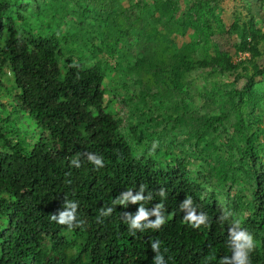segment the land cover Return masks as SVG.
<instances>
[{
    "label": "trees",
    "instance_id": "1",
    "mask_svg": "<svg viewBox=\"0 0 264 264\" xmlns=\"http://www.w3.org/2000/svg\"><path fill=\"white\" fill-rule=\"evenodd\" d=\"M214 1L197 0L189 9L187 25L201 35L199 41L214 33L209 17H215ZM27 3L0 0V264H157V257L160 264H238V245L245 241L235 235L241 232L252 241L243 249L248 264H264V168L254 136L243 140L240 159V172L253 186L244 219L234 211L238 203L224 208L217 193L192 176L186 144L178 155L162 153L186 128V142L194 140L190 149L197 158L211 160L214 149L205 132L223 125L234 111L236 132L244 134L241 105L256 78L264 76V64L254 62L244 87L229 91L228 110L201 113L189 109L185 77L197 64L235 72L238 66L228 55L217 50L195 60L173 51L168 62L152 51L169 36L136 27L132 13L115 0H51L57 23L47 32L37 30ZM62 9L73 14L74 33L61 31L56 16ZM80 32L86 37L78 52L81 56L87 44L89 65L71 60ZM256 33L259 42L264 34ZM126 42L138 50L132 69L142 85L131 100L146 108L141 112L137 103L130 117L163 126L145 133L146 148L139 155L121 133L122 119L105 104L104 57ZM149 96L160 101L156 105ZM164 107L166 113L159 112ZM161 155L171 156L165 165ZM236 171L211 164L208 176L215 184L221 178L234 183ZM141 210L147 215L134 227ZM62 212H73L72 227L51 219ZM193 214L205 216L204 224L195 227L185 220ZM158 218L165 223L153 228Z\"/></svg>",
    "mask_w": 264,
    "mask_h": 264
},
{
    "label": "rangeland",
    "instance_id": "2",
    "mask_svg": "<svg viewBox=\"0 0 264 264\" xmlns=\"http://www.w3.org/2000/svg\"><path fill=\"white\" fill-rule=\"evenodd\" d=\"M26 1L37 30L47 32L50 26L56 25V20L51 17L52 9L48 6L51 0ZM115 1L123 9L132 13L131 17L137 21L136 27L143 25L146 32L158 29L162 31L163 37L169 36L168 41L155 45L152 51L153 54L162 55L166 61L169 62L173 51H183L195 60H199L211 57L219 50L228 55L238 66L235 72L222 73L212 67H202L197 64L187 73L184 80L189 109H196L198 112L211 115L219 113L221 110H228L233 101L229 91L244 87L246 83L244 75H250L253 72L254 62L260 65L264 64V37L259 42L257 41L259 35L255 37L258 31L264 34V0L214 1L213 11L215 12L213 13H215V17H213L214 14L209 13L214 33L208 40L202 38L201 41H199L201 35L197 30L187 25L192 15L189 9L197 0H173V3L169 5L166 4L167 0ZM161 15H163L162 18ZM72 16L73 14L71 15L70 12H64V9L61 14L56 16L63 22L60 27L61 31L72 29L74 33L77 30L76 21ZM85 37V32L78 34L71 60L74 63L89 65L92 60L89 59L91 52L86 48L87 44L84 46L81 56L78 52V49L85 44ZM128 42L117 47V52L113 56L104 57L107 66L106 83L108 87L105 104L110 106L117 118L122 119L121 133L127 137L130 145L139 155L146 148V141L143 137L145 133L158 131L163 126L156 129L152 123H139L137 116H133L132 119L130 117V113L137 103H139L141 112H146V108L143 101L135 99V97L131 100L133 92L141 89L142 85L135 81L136 77L132 69L133 59L138 50L135 47L127 46ZM237 73L242 76L237 77ZM123 84H126V87ZM148 100L154 101L157 105L160 98L149 96ZM159 112L166 113L165 107ZM151 115L148 113L147 117ZM241 118L244 121V134L236 132L235 127L239 119L235 111L217 129L206 130V142L212 143L214 149L210 156L211 160L207 162H202L191 150L195 143L193 139L186 142L188 135L186 128L181 130L179 141L165 147L162 153L169 151L178 155L181 153L182 145L186 144V148L189 150L188 154L192 158L189 164L193 172L192 176L210 186L212 191L217 193L218 201L224 208L238 203L239 206H235L234 211L236 215H239V219H244V206L249 202L253 193V186L243 178L245 172H240L242 171L240 159L246 144V141L244 143L243 140L247 136H254V150L260 158L261 169L264 168V76L256 78L248 102L241 105ZM132 127L134 130L131 129ZM172 129L173 126L168 128V130ZM227 143L233 147L228 146ZM170 157L161 155L158 159L165 165ZM210 163L214 166L229 168V171L237 170L236 182H227L221 178L218 179L220 184L213 183L208 176Z\"/></svg>",
    "mask_w": 264,
    "mask_h": 264
},
{
    "label": "clouds",
    "instance_id": "3",
    "mask_svg": "<svg viewBox=\"0 0 264 264\" xmlns=\"http://www.w3.org/2000/svg\"><path fill=\"white\" fill-rule=\"evenodd\" d=\"M92 159H94L96 164L101 163V161L99 159H95V158H92ZM136 199H140V197H136ZM70 207H73V209H74L75 205H70ZM146 215H147V213H145L143 210H141L140 215L136 217L135 221H133V226L134 227L138 226L139 221L144 219ZM51 219L54 221H57L58 223H60L62 225L68 224L69 227H72L73 225H72L71 221L74 219V216H73V212H62V213H60L59 218H57L56 215L52 214ZM205 219H206V217L203 215L200 217H197L194 214L185 217V220L192 222V224L195 227H199L200 225L204 224ZM164 223H165L164 219L158 218L157 221L151 226L153 228H160L161 225H163ZM235 239L238 241H240V240L245 241L244 244L238 245V248L241 249V251L237 252V254L235 256L236 261L238 262V264H248L247 254L243 251V249L245 247H249V248L252 247L251 237L246 235L244 232H241L238 235H235ZM153 247H156V246L153 245ZM160 261H161V258L157 257V264H160Z\"/></svg>",
    "mask_w": 264,
    "mask_h": 264
}]
</instances>
